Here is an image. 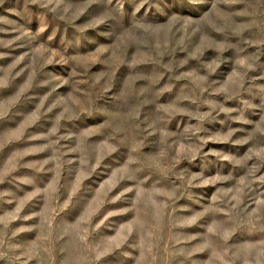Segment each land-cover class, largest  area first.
<instances>
[{"label":"rangeland","instance_id":"obj_1","mask_svg":"<svg viewBox=\"0 0 264 264\" xmlns=\"http://www.w3.org/2000/svg\"><path fill=\"white\" fill-rule=\"evenodd\" d=\"M0 264H264V0H0Z\"/></svg>","mask_w":264,"mask_h":264}]
</instances>
